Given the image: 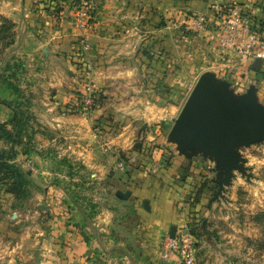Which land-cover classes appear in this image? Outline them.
Returning <instances> with one entry per match:
<instances>
[{"label": "crops", "instance_id": "0c3cea01", "mask_svg": "<svg viewBox=\"0 0 264 264\" xmlns=\"http://www.w3.org/2000/svg\"><path fill=\"white\" fill-rule=\"evenodd\" d=\"M24 1L0 0V16L19 27L27 10ZM95 1L100 13L95 29L86 33L79 30V42L86 39L92 44L95 63L92 81L101 90L104 100L93 116L112 114L115 120L126 119L131 124L127 123L113 139H107L109 134L95 129L93 116L68 113L71 81L67 82V75L71 78L73 72L67 55L76 40L68 23L63 32L51 38V46L42 49L45 69L49 68L52 76L49 77L55 82L52 84L55 94L42 101L38 109H34L36 104L32 103L34 113L25 110V114L20 113L19 117L27 120L24 128L29 134L34 127L32 120L38 121L44 142L47 140L50 144L59 137L65 140V154L79 159V186L86 185L84 176L91 174L105 190V205L92 214L81 206L79 210L71 208L67 202L73 198L68 193L46 187L54 183L51 174L45 172V168L52 165L38 163L35 169L38 173L42 170L41 174L38 177L33 174L31 183H39L44 188L41 193L34 194L33 200L40 203L27 217L28 224L22 222L23 214L18 209L10 214L0 209V264H174L163 258L161 242L165 234H170L173 226L178 228L180 218L190 211H193L194 223L198 222L201 213L210 216L217 201L233 200L240 189L241 180L235 185L232 180L222 196L214 199L218 191L217 163L201 154L189 157L180 152L178 145L168 141L171 156L166 158L168 163L161 164L158 174L149 175L133 168L125 175V170L120 169L123 159L119 161V153L131 155L136 138H145L144 142H135L141 144L138 152L133 154L138 160L147 157L152 141L164 140L198 79L206 72L220 71L222 64L218 65L217 61L227 56L207 45L202 54L184 58L187 62L180 64L185 72L178 74L179 64L174 58L166 60V66L162 53L147 55L140 48L144 39L130 34L132 28L129 24L134 23L130 18L143 17L137 10L162 8L165 0ZM32 40L39 41L32 35L26 42ZM17 42L11 41L6 47L14 49ZM239 61L242 60L227 61L226 64L233 68L232 76L236 81L232 82L241 88L238 95L245 94L248 87H256L257 96L264 103V62L259 69H254L252 59L245 57L241 66L236 64ZM4 69L0 68L1 84ZM6 70L9 74L19 72L12 65ZM6 85L13 90L15 83L12 80ZM2 104L4 102L0 101V106ZM3 110V106L0 107V123L5 121ZM137 123L141 124L140 127L147 125L146 130L142 132L143 126L140 128ZM132 125L135 126L133 129ZM52 131L58 137L51 134L48 138ZM30 151V148L26 149V153ZM160 152L163 155L166 150ZM119 192H130V195L124 199L118 196Z\"/></svg>", "mask_w": 264, "mask_h": 264}, {"label": "rangeland", "instance_id": "374dc122", "mask_svg": "<svg viewBox=\"0 0 264 264\" xmlns=\"http://www.w3.org/2000/svg\"><path fill=\"white\" fill-rule=\"evenodd\" d=\"M84 2H88L93 7L91 20L87 25L85 22L82 24L79 18L80 7ZM23 4L27 10L23 14L24 20L21 17L19 21V27H16L9 20L5 21V18L0 16V32L3 31L0 36V50L3 51L0 54V59H2V61L0 60V68L5 67L3 83H0V101L4 102L0 107L3 106L5 114L3 124L14 132L13 123L15 122L9 123L14 114L21 113L24 115L25 110L32 114L34 109L41 107L42 101L50 99L52 94H55L54 90L56 89L52 85L55 82L52 81L49 68L45 69L46 62L43 59L44 56L42 57V49L44 46H51V38L63 32L66 23L70 24L73 37L76 38L72 42L73 44L71 43V52L67 55L72 64L73 72L71 78L67 75V82L69 79L71 81H69L71 95H69L67 111L73 115L93 116L99 106L104 103V100L101 94L100 105L95 110L85 112L86 114L80 111L82 106H79V97L85 93V81L93 83L92 74L95 63L92 60V44L86 39L79 42V30L86 33L95 29V24L100 17L96 1L25 0ZM163 5L162 8L150 7L142 11L137 10V12H141L143 17L139 18L137 15L136 18H130V21L134 22L129 24V28H132L130 34H133V37L141 38V40L144 39L141 43V50L146 51L147 55L150 53L154 55L156 52L158 55L162 53L166 66L168 65L166 60L174 58L175 63L178 62L179 64L177 67L180 70L178 74H180L185 72L180 64L187 62L184 58L195 56V53L202 54L208 45V47L213 48V51L227 56L222 61H217L218 65H222L219 66L221 70L217 72L219 75L215 74L221 80H228L231 83V89L235 94H238L240 86L237 88L238 85L236 87L235 82H232L236 81V77L232 76L233 68L229 66L230 64L228 66L226 64L227 61H243L245 57L238 54L237 50L233 49L234 47L223 46L221 39L235 25L237 16L243 22L241 25H236L240 31L247 27L251 30V27L255 26L257 30L254 33L264 39V0H174L172 2L165 0ZM199 15L206 16L205 27L199 26L195 21ZM32 35H35L39 41L26 42L28 38H32ZM171 35H173L172 38ZM11 41H14V44L18 41L17 45H14V49L6 47ZM261 60L264 62L263 59ZM242 61L236 62V64L241 66L243 65ZM148 64H151L150 60H148ZM10 65L17 68L19 72L17 74L15 72L13 74L7 73L6 69ZM180 76L182 77V75ZM5 80L9 82L13 80L17 89L13 88V91L12 88L7 87ZM97 90L99 89L97 88ZM249 90L248 87L245 91ZM99 92L102 93L101 90ZM258 100L260 105H264L263 102H260L259 97ZM21 102L22 105H19ZM28 102L31 105L30 103L27 105ZM32 103L36 104L34 109ZM58 113H61L60 110ZM24 119L25 117L20 119L22 120L21 124L26 126L27 120ZM32 123L34 124L32 131H35H31L29 134L25 132L26 127L23 128L17 143L14 145L13 154L15 155L10 152L12 145L9 142L3 141L0 144V153L4 156L7 167L13 166L21 172L20 179L12 178L11 172H8L9 176L0 175V209L9 211V214L12 210L18 209L23 214L22 222L28 224L29 219L27 217L32 210L37 209V205L40 203V201L33 200L34 194L41 193L44 188V185L39 183L33 185L31 178L33 174L36 177L41 174L42 170L38 173L35 166L44 162L52 165L51 168H45V172L51 174V181L54 182L47 185V189L68 193L73 200H69L67 204L73 209L79 210V206H81L87 209L90 214L99 211V208L103 209L106 199L102 184L95 180L91 174H87L84 176L86 185L79 186V159L65 154L63 149L65 140L59 137L50 144L47 143V140L44 142L43 130L39 122L32 120ZM127 123L131 124L126 119L116 118L115 120L112 114L105 113L98 115V117L93 116L95 129H100L101 132L109 134L107 139H113L114 136L119 135L128 125ZM137 125L140 127L141 124L137 123ZM134 127L131 126L132 129ZM170 133L171 130L168 131L164 140L152 141L151 149L144 160H138L133 156L134 152H138L137 149L141 147L135 142L145 141V138H136L132 145L131 155L125 156L122 152L119 153V161L123 159L120 162L123 167L120 169L125 170V175L133 168L141 169L149 175L158 174L161 167L154 171V162L164 161L171 156L168 149L170 144H167ZM51 134L58 137L53 131L47 137L50 138ZM29 148L31 151L28 154L26 149ZM33 148L38 150L35 151ZM152 149L153 153L158 152L152 154ZM158 149L163 152L166 150L165 155H162ZM238 150L244 159L243 166L246 173L242 174L235 171L233 181L231 180L234 185L240 180L242 182L237 195L233 200L229 199V202H225V200L215 202L216 207L213 214L207 217L205 213H199V218L202 220L200 219L195 223L196 228L201 230L203 221L207 220L209 231V234L202 233L198 239V264H264V184L259 183H264V142L248 147L242 146ZM146 164L149 166H145ZM16 181L19 185L15 183ZM14 186H17L19 191L14 190ZM229 187L230 185L225 188ZM64 206L66 208V205ZM168 234L166 233L163 239Z\"/></svg>", "mask_w": 264, "mask_h": 264}, {"label": "water", "instance_id": "95a60500", "mask_svg": "<svg viewBox=\"0 0 264 264\" xmlns=\"http://www.w3.org/2000/svg\"><path fill=\"white\" fill-rule=\"evenodd\" d=\"M261 63L257 59L253 68L259 69ZM174 122L170 143L178 145L180 152L189 157L201 154L217 163L215 199L230 185L235 171L246 173L238 148L264 142V105L259 104L256 88L251 87L243 95L235 94L231 83L217 78L213 72L198 79ZM146 128L144 125L142 130ZM13 189L19 191L17 186ZM129 195L130 192L118 193L124 199ZM202 229L209 234L207 220L203 221ZM176 233L177 227L173 226L171 237L175 238Z\"/></svg>", "mask_w": 264, "mask_h": 264}, {"label": "built area", "instance_id": "2783aa9c", "mask_svg": "<svg viewBox=\"0 0 264 264\" xmlns=\"http://www.w3.org/2000/svg\"><path fill=\"white\" fill-rule=\"evenodd\" d=\"M88 2H84L80 7L79 18L82 24L91 20V9ZM237 15V14H235ZM199 26H206V16L199 15L195 18ZM235 25L228 31L224 38L221 39L223 46L234 47L238 54L242 57L264 60V39L252 32L248 27L242 31L236 27L243 22L240 17H236ZM85 93L79 97V106H82L80 111L84 114L88 111H93L99 105L101 93L93 85L91 81H85ZM84 112H83V111ZM153 170L156 171L164 164V161H155ZM162 164V165H161ZM123 167V164H120ZM194 223L193 221L191 222ZM187 216L180 218V224L177 228L176 237L172 238L170 234L163 239L162 250L163 258L166 262L174 264H198L197 263V242L192 233L193 226Z\"/></svg>", "mask_w": 264, "mask_h": 264}, {"label": "trees", "instance_id": "16d2710c", "mask_svg": "<svg viewBox=\"0 0 264 264\" xmlns=\"http://www.w3.org/2000/svg\"><path fill=\"white\" fill-rule=\"evenodd\" d=\"M4 20L8 21L6 19H4ZM251 28H252L251 29L252 32H256L257 27L255 28V26H252ZM258 31L260 33V30H258ZM2 34H3V31L0 32V36ZM4 82L5 83L6 82L9 83L8 80H5ZM9 88H11V86ZM14 89H17V88L14 86ZM19 116H20V113L14 114V116L11 118V120L9 122V123L15 122V123H13V128L15 129L14 132L12 130H10L9 128H7V125H5L3 123L2 124L0 123V144L3 141L9 142L12 145V148H11V151H10L12 154L14 153V145L17 143V139H19V137H20V132H22L23 128H24V124H21L22 120H20L21 118ZM1 154L2 153H0V175L3 174V177L9 176L8 172H11L12 178L20 179V177H21L20 170H18L17 168H14L13 166L7 167V164H5L6 162H4L6 160L4 159V156H2ZM13 155H15V154H13ZM13 155H12V158H13ZM166 162L168 163V161L164 160V163H166ZM15 183L17 185H19L17 181ZM187 217H188L189 222L191 223L195 219L194 216H193V211H190L189 214L187 215ZM200 219L202 220V218H199V220ZM191 225L193 226L192 233H193V235L195 237L196 242L198 243V239L200 238L202 233H204V231L202 229V226H201V230H199V229L196 228L195 223H193V224L191 223Z\"/></svg>", "mask_w": 264, "mask_h": 264}]
</instances>
